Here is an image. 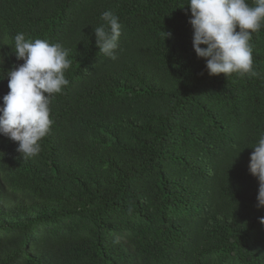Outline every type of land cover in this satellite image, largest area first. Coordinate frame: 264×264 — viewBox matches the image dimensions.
I'll list each match as a JSON object with an SVG mask.
<instances>
[{
	"label": "trees",
	"instance_id": "1",
	"mask_svg": "<svg viewBox=\"0 0 264 264\" xmlns=\"http://www.w3.org/2000/svg\"><path fill=\"white\" fill-rule=\"evenodd\" d=\"M185 4L0 0V104L23 63L17 33L71 61L39 155L0 135V264H264L248 171L264 132V27L250 41L258 75L210 76ZM105 11L122 25L116 60L96 46Z\"/></svg>",
	"mask_w": 264,
	"mask_h": 264
},
{
	"label": "clouds",
	"instance_id": "2",
	"mask_svg": "<svg viewBox=\"0 0 264 264\" xmlns=\"http://www.w3.org/2000/svg\"><path fill=\"white\" fill-rule=\"evenodd\" d=\"M181 8H185V15L190 10L192 47L197 58L205 61L210 76L258 75L253 67L250 41L252 34L264 27V0H251V3L249 0H186ZM101 20L103 23L94 28L96 46L99 53L116 60L122 25L111 11L103 12ZM162 33L164 39L172 35ZM13 39V52L23 63L14 65L5 74L9 91L0 104V135L15 142L16 151L28 159L39 155L40 141L54 123L50 104L54 94L61 93L69 84L65 70L70 68L71 61L67 58L68 50L59 42L26 40L23 32ZM0 60L4 62L3 56ZM251 148L254 151L250 154L248 171L258 181L256 208L260 210L264 209V132ZM258 219L264 225V217Z\"/></svg>",
	"mask_w": 264,
	"mask_h": 264
}]
</instances>
